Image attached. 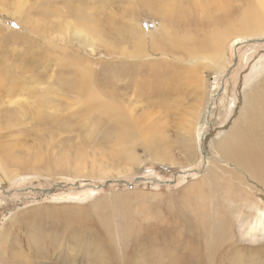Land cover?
<instances>
[{
  "label": "rangeland",
  "instance_id": "1",
  "mask_svg": "<svg viewBox=\"0 0 264 264\" xmlns=\"http://www.w3.org/2000/svg\"><path fill=\"white\" fill-rule=\"evenodd\" d=\"M256 5L0 0V146L18 165L0 176V264H264V158L221 154L206 176L264 87V24H237ZM213 23L220 56H191ZM139 176L175 183L101 186Z\"/></svg>",
  "mask_w": 264,
  "mask_h": 264
},
{
  "label": "bare ground",
  "instance_id": "2",
  "mask_svg": "<svg viewBox=\"0 0 264 264\" xmlns=\"http://www.w3.org/2000/svg\"><path fill=\"white\" fill-rule=\"evenodd\" d=\"M150 3V2H149ZM151 4V3H150ZM208 4V3H207ZM148 5V2L147 4ZM162 8V5H160ZM208 6V5H206ZM155 7V6H154ZM159 8V7H158ZM208 8V7H207ZM210 8V7H209ZM223 8V7H222ZM164 10V8H163ZM230 14V11L227 9V15ZM203 17V16H202ZM207 17V16H206ZM195 20V19H194ZM91 23V24H90ZM90 24V29L93 32H96L98 30L99 27V23H98V18H92L90 17V22L87 23ZM214 24V31H212V33H210L209 35H201V38L198 39L197 44L194 45V43L192 44L193 46L187 51L190 53L191 56H195V55H199L201 52L203 53H208L210 55V57L213 58H218L221 54V50L222 47L224 45V41L226 39H224V41L222 40V38L220 37V34H222V31H220L217 27V25L215 23ZM242 27H245V29H247V31H244L243 33H254L252 30H255L257 28V26L264 24V0H257V5L255 7L252 8V11L250 12H246L244 13L243 18L237 23ZM199 27V26H198ZM224 27V26H223ZM226 27V26H225ZM263 26H261L260 28H262ZM161 28V27H160ZM159 28V29H160ZM142 29V28H141ZM215 33H217L215 35ZM192 34V33H191ZM143 36V35H142ZM197 37V36H196ZM169 38V36H168ZM171 39V38H170ZM180 39V38H179ZM192 40V39H191ZM194 40V39H193ZM173 43V42H172ZM170 43H166V45H169ZM139 45V44H138ZM184 45V43L182 44V46ZM189 46V44H188ZM190 47V46H189ZM142 49V48H141ZM171 52V50H170ZM224 53V50H223ZM135 54V53H134ZM225 54V53H224ZM223 54V56H224ZM139 56V55H138ZM194 58V57H193ZM222 58V57H221ZM197 62H199L197 60ZM202 62V61H201ZM217 63V62H215ZM221 63V61H220ZM219 63V65H220ZM156 64V63H154ZM83 66V63H78V65L76 66V79L75 81H73L76 89H80L83 87H88L89 84L92 82L89 78V75L87 74V69L86 67H81ZM64 66H68V65H64ZM195 66V65H194ZM199 66V65H198ZM223 66V65H222ZM225 66V65H224ZM200 67V66H199ZM162 70V69H161ZM177 70V69H176ZM175 70V71H176ZM200 69L197 70V72ZM174 71V72H175ZM153 72V71H152ZM165 72V71H164ZM177 73L178 70L176 71ZM146 73V72H145ZM157 73V72H156ZM168 73V72H167ZM193 73V72H192ZM158 74V73H157ZM172 74V73H169ZM160 75V74H159ZM193 75V74H191ZM174 76V75H172ZM178 76V75H177ZM179 77V76H178ZM177 77V78H178ZM171 78V77H170ZM167 78H165L166 80ZM193 79V78H192ZM164 80V79H163ZM164 80V81H165ZM170 79H168L167 82H171L169 81ZM172 80V79H171ZM196 80V79H195ZM158 81V80H157ZM174 81V80H173ZM172 81V82H173ZM171 82V85H173ZM165 83V82H164ZM176 84H178V82H176ZM156 85V84H155ZM135 86V85H134ZM176 86V85H174ZM199 86V85H198ZM140 87V86H139ZM147 87V86H146ZM256 87V86H255ZM156 88V87H155ZM257 88V87H256ZM84 89V88H83ZM161 89V88H160ZM196 89V88H195ZM166 90V89H165ZM203 91V90H202ZM245 110L247 111L250 119H251V124L250 125H245L244 123H242L241 121V116L243 117V114L240 116L239 119H237L236 124H234L233 126L230 127L228 133H226L224 135V137L220 140V142L215 144V148L217 150V152H215V156H213V154H211V152H209L207 150L208 155H210L209 158L211 161H213V167L210 168V170L208 172H206V176L209 174H212V177H214V179L218 178L219 175V171L217 170V166H218V160L221 159L222 161H224V158L221 156V154L224 155H228V156H232L238 160H240L241 162H246L247 160L240 158V155H246L250 158V160H257V161H261L264 158V87H260L258 89H254L251 90L250 92H248L247 94H245ZM91 96L94 97L96 96V93H91ZM122 96V95H121ZM119 97V96H118ZM108 101V100H107ZM112 102V101H111ZM110 102V103H111ZM106 103V102H105ZM104 103V104H105ZM114 104V103H113ZM106 105V104H105ZM106 106H114L111 104H107ZM116 110V107L114 109V111ZM123 110V109H121ZM244 110V111H245ZM243 111V112H244ZM244 118V117H243ZM132 124V123H131ZM126 125V124H125ZM127 126V125H126ZM130 127V126H129ZM130 129V128H129ZM235 130H239L240 134L242 135V139L245 142L244 144V148L239 145L237 146L235 149L236 151L233 153H229L226 151V145L230 142V141H237L239 143V138L237 136V133ZM200 132V129H199ZM132 133V132H131ZM130 133V134H131ZM133 135V134H132ZM236 135V136H234ZM185 141H187V139H185ZM189 143V141H187ZM1 143V142H0ZM187 144L186 142L184 143V145ZM190 146H187V148ZM33 150V149H32ZM35 150V149H34ZM190 156L192 155V152L189 154ZM14 156V155H12ZM12 156L10 155L9 151H6V149L3 148V146H0V176L7 178L9 177V173H10V169H12L11 171H16V167L18 166L17 164H22L27 166L26 162H18L16 163V167L13 169L11 168V165L9 163L15 162V159H12ZM6 157L8 158V160H6ZM213 157V159H212ZM41 159V158H40ZM9 162V163H8ZM30 163V162H29ZM9 164V165H8ZM15 164V163H14ZM31 164V163H30ZM29 164V165H30ZM42 164V163H41ZM20 166V165H19ZM18 171L20 170L19 168H17ZM13 171V172H14ZM12 174V173H11ZM14 174V173H13ZM15 177V175H13ZM11 177V176H10ZM8 179V178H7ZM6 180V179H5ZM158 180V179H156ZM2 181V180H1ZM160 181V180H158ZM255 183H257L256 181H254ZM159 183V182H156ZM160 184V183H159ZM250 189V188H249ZM246 191H248V189H246ZM249 195V194H248ZM259 204V203H257ZM28 208V207H27ZM17 213V212H16ZM18 215V214H17ZM4 227V225H3ZM1 233V232H0ZM9 234V233H8ZM12 234V233H11ZM9 239V236H8ZM12 239V237H11ZM9 241V240H8ZM7 242V241H6ZM11 246V245H10ZM78 250V249H77ZM231 251V250H230ZM17 253V252H16ZM16 255V254H15ZM46 258V257H45ZM18 259V258H17Z\"/></svg>",
  "mask_w": 264,
  "mask_h": 264
},
{
  "label": "water",
  "instance_id": "3",
  "mask_svg": "<svg viewBox=\"0 0 264 264\" xmlns=\"http://www.w3.org/2000/svg\"><path fill=\"white\" fill-rule=\"evenodd\" d=\"M180 173V172H177V174ZM177 174H175V177H177ZM150 181H153V182H159L160 184H174L175 183V180L174 181H158L156 180L155 178H146V177H143V176H139V177H136L135 179H133L132 182H129V181H123V180H120V181H113V180H108L105 182L104 185H101V186H108L110 185L111 183H123L125 184L127 187H132L134 186L136 183H146V182H150ZM75 185H78V182L75 184Z\"/></svg>",
  "mask_w": 264,
  "mask_h": 264
}]
</instances>
